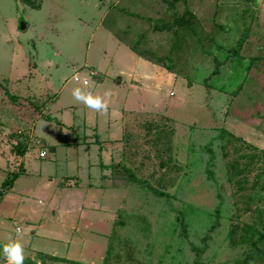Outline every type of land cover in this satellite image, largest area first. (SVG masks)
<instances>
[{
  "label": "rangeland",
  "instance_id": "1",
  "mask_svg": "<svg viewBox=\"0 0 264 264\" xmlns=\"http://www.w3.org/2000/svg\"><path fill=\"white\" fill-rule=\"evenodd\" d=\"M136 57L152 71L100 170L107 140L71 90L105 93ZM9 239L23 264H264V0H0Z\"/></svg>",
  "mask_w": 264,
  "mask_h": 264
},
{
  "label": "crops",
  "instance_id": "2",
  "mask_svg": "<svg viewBox=\"0 0 264 264\" xmlns=\"http://www.w3.org/2000/svg\"><path fill=\"white\" fill-rule=\"evenodd\" d=\"M136 60L138 61L140 66L142 65V68H143V70L140 73H137L134 71H131L132 73H129L127 72L128 70L126 69L124 70L119 69V70H114L112 72H109L108 76L110 78L113 77L114 80L109 82V86H107L108 89L105 93L99 94V96L102 98V100L107 105L106 111H104L103 113H99V112H96L84 106L83 110L82 111L80 110L77 116L74 114V116L77 117V119H80L83 122V128H81L79 125L81 130L82 129L84 130V128L87 127L85 126L86 124L88 123L93 124L94 128L98 130L96 135H99L101 138L107 140V143H108L107 147H105L102 150L103 152L102 151L98 152L97 158L95 159L94 162L92 161V164L97 165V168L99 167L98 169L100 170H105L107 168V167H104L105 164L102 163V158H100L101 156L103 158H106V157L108 158V155L110 157L112 155L113 162L117 164H119V159H122L123 155L121 152L122 146H121L120 139L122 138L123 134L129 132L127 123L128 121H131V118L130 116H127V112L131 111V108H132L131 97L133 93L131 92H133V87L135 86L137 87L138 84L143 82L144 76L148 77L147 72H150V70L152 71V68L150 66L143 64V60L137 57H136ZM90 73H94V72L90 71ZM112 73H113V76L110 75ZM160 73H163V72H161L160 70L153 71V75H158ZM94 74L96 76V73ZM95 78L96 77H94V79ZM125 88L127 89V92L130 91V94H131L130 96L128 95V93L127 95L120 94L121 91H123ZM67 109L71 110L70 107H68ZM91 112H93L94 114ZM88 115H90V118L88 117ZM58 137L63 143L64 141L63 138L66 136L60 135ZM46 138H49V135L45 137V139ZM70 146H72V144H69L67 147H70ZM79 146L80 145H76L75 147V149L78 151V154L77 155L75 154L76 157L74 156L75 158L73 156H72L73 158L70 156L71 153L69 152V150H71V148L64 147L66 150V155H65V161H66L65 165L66 166L73 165V167L76 169L77 164L83 165L84 163L85 164L87 163V161L85 162L82 156V154H85L87 152L84 149L81 150ZM53 148H54L53 150H55L54 146ZM46 155L47 153L45 151V155L40 158L42 159L46 157ZM77 157L79 160L77 159ZM98 158H100V160ZM74 159H76L77 161H75Z\"/></svg>",
  "mask_w": 264,
  "mask_h": 264
},
{
  "label": "clouds",
  "instance_id": "3",
  "mask_svg": "<svg viewBox=\"0 0 264 264\" xmlns=\"http://www.w3.org/2000/svg\"><path fill=\"white\" fill-rule=\"evenodd\" d=\"M76 78L75 76L73 77ZM85 89L88 87V81L84 80ZM71 96L77 103L83 104L85 107L96 112L103 113L107 109L106 103L99 95H92L88 91H82L81 88H73ZM19 233V229H16ZM0 258L5 261V264H23L24 256L22 254V245L17 240L9 239L6 243H0Z\"/></svg>",
  "mask_w": 264,
  "mask_h": 264
},
{
  "label": "built area",
  "instance_id": "4",
  "mask_svg": "<svg viewBox=\"0 0 264 264\" xmlns=\"http://www.w3.org/2000/svg\"><path fill=\"white\" fill-rule=\"evenodd\" d=\"M75 77L76 78L74 79V81L80 82L83 86H84L83 81L87 80L88 81V86H89V82L94 79L95 74L89 73L87 77H85V76L84 77L75 76ZM44 155H45L44 151L39 152V157H43Z\"/></svg>",
  "mask_w": 264,
  "mask_h": 264
},
{
  "label": "trees",
  "instance_id": "5",
  "mask_svg": "<svg viewBox=\"0 0 264 264\" xmlns=\"http://www.w3.org/2000/svg\"><path fill=\"white\" fill-rule=\"evenodd\" d=\"M198 255H200V254L198 253ZM196 264H201V263H197V262H196Z\"/></svg>",
  "mask_w": 264,
  "mask_h": 264
},
{
  "label": "water",
  "instance_id": "6",
  "mask_svg": "<svg viewBox=\"0 0 264 264\" xmlns=\"http://www.w3.org/2000/svg\"><path fill=\"white\" fill-rule=\"evenodd\" d=\"M21 26H22L21 28H23V27H24V25H23V24H21Z\"/></svg>",
  "mask_w": 264,
  "mask_h": 264
}]
</instances>
